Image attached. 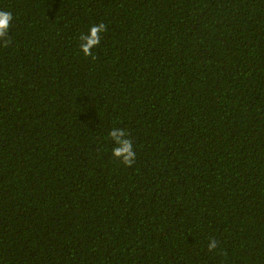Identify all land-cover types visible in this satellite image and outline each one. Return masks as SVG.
<instances>
[{"label": "trees", "instance_id": "1", "mask_svg": "<svg viewBox=\"0 0 264 264\" xmlns=\"http://www.w3.org/2000/svg\"><path fill=\"white\" fill-rule=\"evenodd\" d=\"M0 10V264H264V0Z\"/></svg>", "mask_w": 264, "mask_h": 264}, {"label": "clouds", "instance_id": "2", "mask_svg": "<svg viewBox=\"0 0 264 264\" xmlns=\"http://www.w3.org/2000/svg\"><path fill=\"white\" fill-rule=\"evenodd\" d=\"M13 15L10 11L0 10V47L8 48L12 44L9 35ZM107 31V25L103 22L93 24L86 33L79 36V49L86 58L96 59L94 49L100 46L102 34ZM108 137L113 142L112 156L119 160L125 167H132L136 162V152L133 147V139L127 129L113 127L108 132ZM219 241L210 237L207 249L212 252L218 247Z\"/></svg>", "mask_w": 264, "mask_h": 264}]
</instances>
